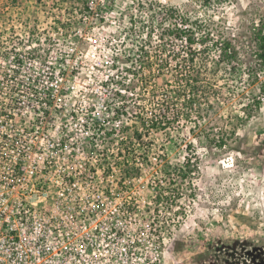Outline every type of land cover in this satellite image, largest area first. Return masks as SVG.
<instances>
[{
  "label": "built area",
  "instance_id": "obj_1",
  "mask_svg": "<svg viewBox=\"0 0 264 264\" xmlns=\"http://www.w3.org/2000/svg\"><path fill=\"white\" fill-rule=\"evenodd\" d=\"M23 1L0 0V264H168L199 185L187 111L145 98L103 23Z\"/></svg>",
  "mask_w": 264,
  "mask_h": 264
},
{
  "label": "rangeland",
  "instance_id": "obj_2",
  "mask_svg": "<svg viewBox=\"0 0 264 264\" xmlns=\"http://www.w3.org/2000/svg\"><path fill=\"white\" fill-rule=\"evenodd\" d=\"M44 1L71 7L67 16L77 8L75 19L103 23L97 35L110 38L105 42L101 37L99 49H111L115 66L139 71L145 98L175 101L187 111V117L175 122V133L178 147L194 139L198 156L192 213L208 191V204L200 205L202 211L208 205L213 216L210 223L197 221L206 227L201 241L206 242L217 225L224 237L246 235L243 230L250 225L260 233L264 159L255 147L264 137V64L257 55L264 35V0H94V16L85 7L87 0ZM171 31L177 35L170 36ZM185 35L194 39L192 45ZM156 65L159 72L153 70ZM248 154L256 157L245 159ZM170 252L169 247L168 264H189L187 249Z\"/></svg>",
  "mask_w": 264,
  "mask_h": 264
},
{
  "label": "flooded vegetation",
  "instance_id": "obj_3",
  "mask_svg": "<svg viewBox=\"0 0 264 264\" xmlns=\"http://www.w3.org/2000/svg\"><path fill=\"white\" fill-rule=\"evenodd\" d=\"M259 135L261 136L262 134ZM255 148L257 155L264 159V137ZM249 157L254 158L256 155L248 154L246 157L244 156L245 159ZM234 166L237 183V160ZM207 196H209V192L203 191L194 213L188 218L183 229L181 228L175 235L170 245V253L175 252L177 254L187 249L188 252H191L188 259L189 264H264V227H262L260 233H256L258 228L255 225H250L247 230H243L246 235L224 237L225 231L222 230L220 225H217V227L215 226L216 229H211L213 232L212 236L204 243L201 241L205 238L203 232L206 227L200 228L197 221L210 223L213 218L210 215L208 205L203 211L201 210V203L208 204ZM248 231L249 233H247ZM197 232L199 234L202 232V234L199 235ZM201 243L202 245L205 244L203 248H201Z\"/></svg>",
  "mask_w": 264,
  "mask_h": 264
},
{
  "label": "trees",
  "instance_id": "obj_4",
  "mask_svg": "<svg viewBox=\"0 0 264 264\" xmlns=\"http://www.w3.org/2000/svg\"><path fill=\"white\" fill-rule=\"evenodd\" d=\"M172 32V31H171ZM189 42L192 44L194 43V39L190 36L188 37ZM259 50H261L260 52L257 51V55L259 56V58L264 60V35L261 36L260 38V44H259Z\"/></svg>",
  "mask_w": 264,
  "mask_h": 264
},
{
  "label": "water",
  "instance_id": "obj_5",
  "mask_svg": "<svg viewBox=\"0 0 264 264\" xmlns=\"http://www.w3.org/2000/svg\"><path fill=\"white\" fill-rule=\"evenodd\" d=\"M162 1H165V0H162Z\"/></svg>",
  "mask_w": 264,
  "mask_h": 264
}]
</instances>
